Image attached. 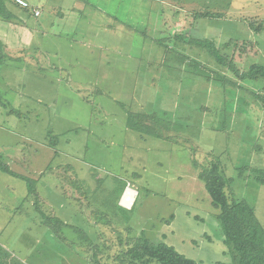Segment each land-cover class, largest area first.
Returning <instances> with one entry per match:
<instances>
[{
  "label": "rangeland",
  "instance_id": "obj_1",
  "mask_svg": "<svg viewBox=\"0 0 264 264\" xmlns=\"http://www.w3.org/2000/svg\"><path fill=\"white\" fill-rule=\"evenodd\" d=\"M16 1L0 0V162L15 175L0 170V264H121L141 237L233 263L198 175L216 164L264 231L263 83L193 41L240 72L264 65V0Z\"/></svg>",
  "mask_w": 264,
  "mask_h": 264
},
{
  "label": "trees",
  "instance_id": "obj_2",
  "mask_svg": "<svg viewBox=\"0 0 264 264\" xmlns=\"http://www.w3.org/2000/svg\"><path fill=\"white\" fill-rule=\"evenodd\" d=\"M3 16H5V11L0 9V17ZM259 29L257 28L258 31ZM193 42L196 47L208 50L217 65L230 71L238 81L255 83L261 81L263 83L262 92L264 93V65L253 64L248 70L240 72L231 60L219 53L213 42L206 39ZM219 84L223 85L222 83ZM257 99L264 107V97L258 95ZM128 124L130 129L138 130L132 122H128ZM0 170L14 175L2 163ZM255 173L257 174V181L264 184V169L257 170ZM198 177L204 183L212 204L219 209L216 219L221 226L225 245L231 249L233 254V263L231 264H264V231L260 228L253 209L245 202H230L228 200L224 191L226 180L216 164L202 171ZM28 194L36 198L32 184L29 185ZM36 210L38 211V209ZM51 220L58 222L57 219ZM123 257L121 264H202L184 257L172 246L164 243L155 244L144 237L138 239L123 254ZM215 264L226 263L218 262Z\"/></svg>",
  "mask_w": 264,
  "mask_h": 264
},
{
  "label": "crops",
  "instance_id": "obj_3",
  "mask_svg": "<svg viewBox=\"0 0 264 264\" xmlns=\"http://www.w3.org/2000/svg\"><path fill=\"white\" fill-rule=\"evenodd\" d=\"M15 1V0H14ZM41 3H43V2H41ZM67 3L68 4H70L71 6H72V8H74L75 6H77V7H79V3H77V1L76 0H67ZM16 4L18 5V7H20L22 10H27L28 11V9H26L27 8V6H26V3H25V0H17L16 1ZM24 7H25V9H24ZM35 8V7H34ZM40 9V10H39ZM42 7L41 6H37L33 11H39V15L38 16H35L34 15V13H33V11H29L32 15H33V17L34 18H39V17H41V12H42ZM72 10L73 9H71V11H69V12H67V15H66V17H64V12H61L60 14H61V22H63L65 25H69L70 26V24H68V22L70 21V19H71V17H72V13H74V12H72ZM109 19V23L110 24H115L117 27H119V26H121L123 23H122V21L120 20V19H118V18H116V17H108ZM123 26V25H122ZM73 27H74V25H73ZM69 28H71V27H69ZM58 29H60V28H56V30H58ZM55 30V31H56ZM61 30V29H60ZM68 31V30H67ZM67 33V32H66ZM31 34H30V32L28 31V30H22L21 32H20V35H19V39L20 40H17L16 38L15 39H13L14 41L15 40H17V42L20 44V45H22L23 47H25V46H28V43H29V40H30V38H29V36H30ZM17 44V43H16ZM20 216L22 215L21 214V212H17ZM21 218V217H20ZM21 221V220H20Z\"/></svg>",
  "mask_w": 264,
  "mask_h": 264
},
{
  "label": "bare ground",
  "instance_id": "obj_4",
  "mask_svg": "<svg viewBox=\"0 0 264 264\" xmlns=\"http://www.w3.org/2000/svg\"><path fill=\"white\" fill-rule=\"evenodd\" d=\"M135 194L136 193L134 190H132L131 188H126L120 199L121 206L129 209L134 204L133 202Z\"/></svg>",
  "mask_w": 264,
  "mask_h": 264
},
{
  "label": "built area",
  "instance_id": "obj_5",
  "mask_svg": "<svg viewBox=\"0 0 264 264\" xmlns=\"http://www.w3.org/2000/svg\"><path fill=\"white\" fill-rule=\"evenodd\" d=\"M34 15L38 16L39 15V11H34ZM129 188V187H128Z\"/></svg>",
  "mask_w": 264,
  "mask_h": 264
}]
</instances>
